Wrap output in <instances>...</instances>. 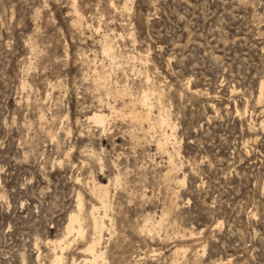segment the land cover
<instances>
[{"label": "rangeland", "instance_id": "1", "mask_svg": "<svg viewBox=\"0 0 264 264\" xmlns=\"http://www.w3.org/2000/svg\"><path fill=\"white\" fill-rule=\"evenodd\" d=\"M93 206L98 264H264V0H0V264H84Z\"/></svg>", "mask_w": 264, "mask_h": 264}, {"label": "bare ground", "instance_id": "2", "mask_svg": "<svg viewBox=\"0 0 264 264\" xmlns=\"http://www.w3.org/2000/svg\"><path fill=\"white\" fill-rule=\"evenodd\" d=\"M75 10V9H74ZM77 11V10H76ZM75 12V11H74ZM111 46V45H110ZM104 47V46H103ZM109 48V47H108ZM110 51V50H109ZM109 53V52H108ZM111 53V52H110ZM99 75L100 74H98V76L97 77H99ZM106 80V76L105 75H100V77H99V84L98 83H96L97 85V88H98V85H102V84H104L103 83V81H105ZM96 81H97V79H96ZM105 85V84H104ZM103 87V86H102ZM99 88H100V86H99ZM105 88V87H104ZM103 90H105V89H103ZM106 92V91H105ZM107 93V92H106ZM147 93V92H146ZM122 95H123V93H122ZM125 95V94H124ZM123 95V96H124ZM153 95V94H152ZM155 95H156V93H155ZM155 97V96H154ZM156 98H158V97H156ZM142 99V98H141ZM150 100V99H149ZM132 100H130V102H131ZM134 101V100H133ZM136 101V100H135ZM100 102V101H99ZM141 102V101H140ZM143 102H144V104L145 105H147L148 104V97L146 96V97H144V99H143ZM132 103V102H131ZM134 104V102L132 103V105ZM150 104V103H149ZM136 105H138V104H136ZM110 106V105H109ZM144 106V105H143ZM133 107V106H132ZM134 107L136 108V106H135V104H134ZM135 108H134V110L133 111H135ZM141 108V107H140ZM148 108V107H147ZM154 108V107H153ZM112 109V108H111ZM114 110H115V108H113ZM138 109V108H137ZM143 109V108H142ZM141 109V110H142ZM151 109H152V107H151ZM146 110V109H145ZM148 110V109H147ZM144 111V110H143ZM150 112V111H149ZM140 113H142L141 111H140ZM139 113V114H140ZM145 113V112H144ZM143 114V113H142ZM149 114V113H148ZM152 114V113H151ZM160 114V113H159ZM161 114H162V112H161ZM137 115V114H136ZM145 115V114H144ZM143 115V117H145ZM165 115V114H164ZM159 116V115H158ZM157 116V117H158ZM107 115H105L103 112H95V113H93L90 117H89V119L90 120H92L93 122H95L96 124H99V125H105V123H106V121H107ZM137 117L139 118L140 117V115L138 116L137 115ZM136 116L133 118V119H135V118H137ZM146 117H148V116H146ZM166 117V116H165ZM148 118H150V117H148ZM156 118V117H155ZM132 119V120H133ZM144 119V118H143ZM158 119V118H157ZM138 120H140V118L138 119ZM146 120H148V119H146ZM150 120V119H149ZM158 121V120H157ZM160 121V120H159ZM141 122V121H140ZM143 123V122H142ZM156 123H158V122H156ZM159 123H161V125L162 126H168L169 128H171V130H172V134H171V136H173L174 135V130H175V128H174V125H172L171 123H170V121L167 119V118H163ZM158 125V124H157ZM263 125V124H262ZM159 126H160V124H159ZM153 127V126H152ZM171 132V131H170ZM162 133V132H161ZM176 134V133H175ZM166 135V134H165ZM171 136H169V137H171ZM174 137V136H173ZM165 139H166V137H165ZM169 140H171V138L169 139ZM169 140H168V142H169ZM171 141H173V140H171ZM171 141H170V143H171ZM162 142V141H161ZM167 142V141H166ZM163 144H165V143H163ZM169 144V143H168ZM162 145V144H161ZM171 145V144H170ZM164 146V145H163ZM167 146V145H166ZM163 149V148H162ZM174 165V164H173ZM176 168V167H175ZM173 169H174V167H173ZM94 181V180H93ZM93 184H94V186H93V194L101 201V204H102V209L103 208H105L106 210L107 209H109L108 207H109V202H108V194H109V191H108V187L107 186H104V185H102V184H100V183H96V182H93ZM96 201H97V199H96ZM98 202V201H97ZM99 203V202H98ZM99 205V204H98ZM80 206H83V204H82V201H81V203H80ZM100 206V205H99ZM93 209H92V211H91V213H90V218H91V223H92V229H93V237H92V239L93 240H91L92 242L89 244H87V249L83 252V253H86L85 255H88L89 256V258H86V259H84L85 260V263L84 264H98V262L100 261V260H104L105 259V253L103 252V251H99L98 250V247L101 245V242L103 241V239H104V232H105V230L107 229V225H106V223H105V218H106V216L105 217H103L101 214H100V208L99 207H97V206H93L92 207ZM105 210V211H106ZM80 211V210H79ZM83 213V212H82ZM81 213V214H82ZM108 213V212H107ZM79 214V213H78ZM78 214H76V215H78ZM75 214L70 218L71 220H70V223H69V226H68V233L70 234V233H72V232H74L75 230L79 233V234H82V236H83V228L80 226V227H78V229H77V226H76V223H80V218L78 217V216H76ZM110 219V218H109ZM151 220V219H150ZM163 220V219H162ZM161 220V221H162ZM160 221V222H161ZM148 223V222H147ZM162 223V222H161ZM79 225V224H78ZM82 225V224H81ZM91 225V224H90ZM157 225V224H156ZM85 226V225H84ZM83 226V227H84ZM162 226V225H161ZM160 226V227H161ZM154 228H155V226H154ZM147 229V228H146ZM75 231V232H76ZM67 233V234H68ZM66 234V235H67ZM76 235V234H75ZM70 236V235H69ZM78 236V235H77ZM81 237V236H80ZM67 238V237H66ZM68 239V238H67ZM65 240H62L61 242H59L60 243V245L64 242ZM52 243H54V245L56 244V242L54 241V242H52ZM68 244V243H67ZM52 245V244H51ZM58 245V244H57ZM54 247H57V246H54ZM62 248V247H61ZM64 248V247H63ZM53 249V248H52ZM56 249H58V248H56ZM55 249V250H56ZM59 251H60V249H59ZM83 251V250H82ZM81 251V252H82ZM53 252H54V250H53ZM56 252H58V251H56ZM53 254V253H52ZM56 254V253H55ZM87 257V256H86ZM53 259H55L54 260V263L53 264H66V262L64 263V261H65V258H64V252H63V250H62V253H60V254H56L55 255V258H53Z\"/></svg>", "mask_w": 264, "mask_h": 264}]
</instances>
